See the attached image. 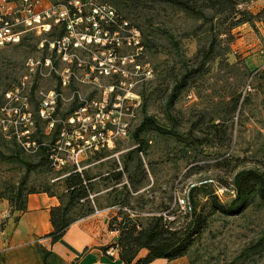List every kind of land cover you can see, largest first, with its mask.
Listing matches in <instances>:
<instances>
[{"label": "rangeland", "instance_id": "1", "mask_svg": "<svg viewBox=\"0 0 264 264\" xmlns=\"http://www.w3.org/2000/svg\"><path fill=\"white\" fill-rule=\"evenodd\" d=\"M98 1L113 7L139 32L138 46L111 50L116 75L94 81L85 71H73L70 84L62 87L68 65L39 52V38L26 34L20 46L0 49V208L16 212L29 192L66 204L64 182L73 169L92 179L89 202L70 211L77 221L90 209L93 214L111 209L142 226L162 216L178 227L187 220L178 200L190 185L203 181H211L205 192L230 203L237 173H264V58L251 64L256 53L240 52L237 43L243 26L254 30L261 22L264 29V15L257 17L262 10L249 23L230 29V21L221 17L206 22L168 5L129 11ZM105 52L96 48L94 55L82 54L80 59L86 65L93 58L106 61L110 56ZM49 93L62 99L52 113L46 111V118L40 111ZM105 94L111 105L129 108L126 117L133 114L128 136L100 155H81L78 166L66 156V165H48L41 149L51 145L52 152L56 142H64L60 130L80 106L77 96L93 100ZM126 96L139 105L121 103ZM23 115H30V127L23 124ZM145 118L155 124L140 135L144 144L139 146L133 133ZM117 171H124L120 184L111 178ZM143 173L145 180L134 190L128 179L138 181ZM195 201L200 205L206 200L199 194ZM176 264H264V202L255 196L234 216L212 213L206 230Z\"/></svg>", "mask_w": 264, "mask_h": 264}, {"label": "built area", "instance_id": "2", "mask_svg": "<svg viewBox=\"0 0 264 264\" xmlns=\"http://www.w3.org/2000/svg\"><path fill=\"white\" fill-rule=\"evenodd\" d=\"M48 1V0H47ZM49 2V3H48ZM46 0H18L9 2L0 0V49L9 45H19L24 35L31 34L39 38L37 50L49 53L67 63V76L61 78L62 87L70 84L73 71L82 70L86 77L96 80V77H109L118 70L112 65V49L130 46L137 41L139 32L130 28L129 23L120 17L116 10L108 4L98 0H70L66 3L53 4ZM100 49L110 57L106 61L93 58L92 64L86 65L81 59L82 54L94 55L93 49ZM48 66V63L46 64ZM120 71V70H119ZM93 77H92V76ZM95 83V82H94ZM112 92V89L109 90ZM112 95V94H109ZM62 99L60 94L49 93L42 101L40 115L46 117L47 112H53L57 101ZM80 106L67 119L60 130V136L65 138L63 143L56 142L50 159L53 167L66 165L62 157L69 158L78 166L81 155L99 152L111 148L118 140L125 139L130 131L131 117H126L129 108L120 104L111 105L105 94L101 99L85 100L77 96ZM119 101V98H116ZM132 103L136 108L139 101L126 96L123 102ZM25 127L31 126L30 115L21 118ZM53 127V123L51 124ZM69 137V140L66 139ZM68 159V160H69ZM203 181L199 185L208 184ZM192 184L188 191L195 187ZM178 207L186 215L191 213L192 207L188 200V193L178 200ZM98 214V211H95ZM116 250L110 248L108 255Z\"/></svg>", "mask_w": 264, "mask_h": 264}, {"label": "trees", "instance_id": "3", "mask_svg": "<svg viewBox=\"0 0 264 264\" xmlns=\"http://www.w3.org/2000/svg\"><path fill=\"white\" fill-rule=\"evenodd\" d=\"M7 1L16 2L18 0ZM49 1L53 4H59L69 2L70 0H61V2H54V0ZM102 1H109L110 3L129 11L150 9L155 5H168L173 9L185 13L193 19L204 20L206 22H212L217 17H221L225 22L230 21V29L249 23L250 19L254 16L251 12L246 10V8H240L241 5L249 0ZM262 14L264 15V10H262L257 17ZM25 39L26 38H23L19 46L24 43ZM212 50L213 45L211 44L207 55L211 54ZM154 124L155 122L153 119L145 118L141 125L134 131L133 137L136 139L139 146L144 144V141L139 140L140 135ZM45 150L48 155V165L53 167L50 159V153H52L51 145L42 148L41 153H44ZM105 150L106 149H102L99 152L92 154L100 155ZM138 150L141 151V149ZM73 170V173L70 174L64 182L67 198L66 204L63 205L59 202V206L52 208L50 211V222L53 231L48 237L52 244L61 240L68 228L77 221L70 217V211L72 208L85 204L89 202L90 199L92 179L76 172L75 169ZM126 170L127 169H125V172ZM123 173L124 171H117L112 175L111 178L116 184L122 182ZM145 178V173H143V177L138 181H132V179L129 178L128 182L130 187L136 190ZM207 187L208 184H203L190 189L188 192V198L193 203L191 204L193 207L191 213L185 215V219L187 220L178 227H174L172 222H164L162 216L153 217L145 226H142L141 224H138L136 220H132L129 216L123 215L120 211V213L113 217L108 224L110 231L117 232V240L111 246L103 248L102 251L105 253L108 249L114 248L122 264H150L159 259L172 262L181 259L188 254L196 240H198L206 230L208 226V217H210L212 213L218 212L224 215L234 216L246 209L249 205L250 199L255 196L264 202V173H260L256 170L241 171L235 175L233 179L235 197L228 204L221 203L214 193L205 192V188ZM30 194H34V192H29L27 196ZM199 194H203V198L206 200L205 203L200 205L195 201L196 196ZM26 198L16 212H23L25 210ZM198 207H200L199 210ZM207 209H209V213H207ZM91 214H93V210L90 209L84 216L88 217ZM143 251L146 252V255L141 257L140 253ZM46 256L47 253H45V257Z\"/></svg>", "mask_w": 264, "mask_h": 264}, {"label": "crops", "instance_id": "4", "mask_svg": "<svg viewBox=\"0 0 264 264\" xmlns=\"http://www.w3.org/2000/svg\"><path fill=\"white\" fill-rule=\"evenodd\" d=\"M246 9L252 14L264 10V0H254ZM261 26L255 23L254 30L243 26L237 31L238 50L256 53L251 64L264 58ZM58 206L56 197L41 193L27 196L23 212L7 214L5 208H0V264H122L117 252L110 256L102 251L117 240V232L108 228L115 212L101 210L73 223L61 240L52 244L48 237L53 231L50 211ZM178 260L159 259L150 264H176Z\"/></svg>", "mask_w": 264, "mask_h": 264}]
</instances>
